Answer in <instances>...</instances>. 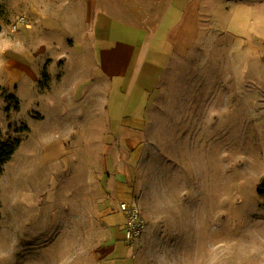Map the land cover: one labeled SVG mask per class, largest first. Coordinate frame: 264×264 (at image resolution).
<instances>
[{
	"label": "rangeland",
	"instance_id": "obj_1",
	"mask_svg": "<svg viewBox=\"0 0 264 264\" xmlns=\"http://www.w3.org/2000/svg\"><path fill=\"white\" fill-rule=\"evenodd\" d=\"M68 1L0 0V129L20 139L0 175V264H264V0L196 6L190 49L136 81L137 132L61 105L64 71L92 69L70 58ZM119 201L145 220L133 242Z\"/></svg>",
	"mask_w": 264,
	"mask_h": 264
},
{
	"label": "crops",
	"instance_id": "obj_2",
	"mask_svg": "<svg viewBox=\"0 0 264 264\" xmlns=\"http://www.w3.org/2000/svg\"><path fill=\"white\" fill-rule=\"evenodd\" d=\"M201 1H68L70 15L67 21L74 43L79 46L73 48L81 53L72 54L70 58L75 63L86 60L89 62L86 66L92 69L77 71L72 65L64 71L60 79L61 91L67 92L70 101L61 105L71 109L83 105L87 110L83 115L85 119L98 116L106 119L99 124L119 125L121 129L137 132L134 130L141 128L143 117L137 112L142 89L136 81L143 76L157 75L172 56L190 49L192 32L196 29L194 24L198 23V17L192 16V11ZM240 3L245 4L241 0ZM91 77L98 80L97 86L91 92H83L81 98L80 85L85 82L87 87ZM92 100L97 105H90ZM65 109L71 110L64 106Z\"/></svg>",
	"mask_w": 264,
	"mask_h": 264
},
{
	"label": "built area",
	"instance_id": "obj_3",
	"mask_svg": "<svg viewBox=\"0 0 264 264\" xmlns=\"http://www.w3.org/2000/svg\"><path fill=\"white\" fill-rule=\"evenodd\" d=\"M18 23L23 22L24 18H18ZM28 26L27 24H25ZM13 30L17 28V24L13 25ZM117 209L123 215V239L126 242L135 241L144 232L146 224L143 216L137 205L129 203L127 201H119Z\"/></svg>",
	"mask_w": 264,
	"mask_h": 264
},
{
	"label": "trees",
	"instance_id": "obj_4",
	"mask_svg": "<svg viewBox=\"0 0 264 264\" xmlns=\"http://www.w3.org/2000/svg\"><path fill=\"white\" fill-rule=\"evenodd\" d=\"M41 76L43 80H45L46 82L49 81L50 77L46 65H43L42 67ZM15 106L17 107V105ZM19 143H20L19 138L4 139L0 129V175L3 171L4 164L12 157ZM257 192L260 195L264 196V179L257 185ZM0 218H1V210H0Z\"/></svg>",
	"mask_w": 264,
	"mask_h": 264
}]
</instances>
